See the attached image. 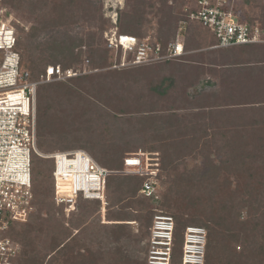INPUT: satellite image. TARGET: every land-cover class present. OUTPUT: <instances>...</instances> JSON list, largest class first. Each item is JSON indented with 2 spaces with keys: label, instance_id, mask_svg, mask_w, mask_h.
<instances>
[{
  "label": "rangeland",
  "instance_id": "374dc122",
  "mask_svg": "<svg viewBox=\"0 0 264 264\" xmlns=\"http://www.w3.org/2000/svg\"><path fill=\"white\" fill-rule=\"evenodd\" d=\"M244 1L234 0L241 10L239 17L245 19L247 12L251 18L263 13V10L260 12L259 8H254L253 4L243 7ZM194 3L195 0H21L16 5L19 8L14 9L4 2L8 16H13L19 39L28 40V36L32 34L34 48L44 51V59L59 56L60 60L61 55L73 54L77 59L74 64L77 71H72L78 76L103 75L113 70L122 73L109 75L108 78L98 77L97 81L93 78L92 81L81 84L84 88L82 93L79 91V94H74L70 101L50 102L49 107L65 108L67 115L57 110L51 112L55 113L53 115L43 112L42 124H38V139L40 134L43 150L39 146L38 149L42 154L75 152L80 149L78 151L90 153L94 159L98 158V162L101 161L100 164L111 168L112 164L121 165L128 153L160 152L158 149H151L157 147L160 141L150 138L146 140L144 132H136L139 124H142V115H147L144 114L147 111L144 109L145 104L153 95L152 101L156 106L149 115L177 116L179 119H172L176 122L169 128L171 130L177 123L197 122L204 127L208 135L206 139L210 141L205 152L197 154L195 158L185 159V165L181 166L179 172L182 177L186 176L180 193H176V196L169 193L171 188L165 175L163 181L160 179L161 194L156 201L145 197L140 199L132 180L117 177L118 180L111 179L109 191L105 192L108 200L105 196V202H100V206L80 201L71 214L62 212L54 203L50 177L52 162L38 158L48 161V166L44 169L48 171V179L37 185L36 209L34 208L27 224L22 223L20 236L13 233L14 240L20 244L19 255L13 264H147L148 232L143 221L146 217L148 219V211L160 213L159 210L176 220L179 218L178 233L182 235V239L178 243L177 252L182 253V256L188 227L205 229L208 244L209 229L206 223L218 232L212 252L214 264H264V88L255 92L247 91V95L244 93L241 99H238L239 93L236 91L231 96L233 90L246 91L248 86L259 81L264 87V75L254 76L251 83H237L239 79L243 80L245 73L238 74L234 71V75L242 76L233 85L230 83V87L225 85L227 82L223 83L224 71L228 69L234 70L244 65H248L249 69H263L264 47L250 53L251 56L247 53L242 56L240 52L234 51L216 55L218 60L208 61L211 63H190L203 66L206 72H212L203 78L202 75H192L189 78L182 75L175 78V75L166 74L169 70L148 78L146 75H131L138 66H121L128 59L127 55L108 45V38L127 28L126 21L131 22L134 14L148 12V5L154 6V12L162 9L177 18L178 15L183 16ZM261 6L264 7V1ZM148 17L153 23L141 40L155 43L163 35L166 40L174 42L182 25L184 31L181 40L185 42L186 39L188 45L195 25L192 21L185 19L183 24L178 23L176 31L172 30V34H169L152 14ZM262 20L264 24V18ZM257 22L260 26V19ZM64 35H67L65 40L73 39V44L70 43L72 47L64 48ZM205 38L209 37L206 35ZM205 38L200 37L202 40ZM102 49L114 55L115 64L112 67L101 65L102 60L98 54L91 56L92 51L99 53ZM36 50L34 57L38 59L41 55ZM206 51L213 50L203 48L188 51V54L185 52L184 55L187 54V57ZM116 61H120V64L117 65ZM236 62L240 64H235ZM159 84L162 85L158 87ZM172 86L174 89H171ZM94 87H99L100 92L91 89ZM165 91L168 96L180 94L183 97L180 102L171 101L169 97L162 98L161 94L166 93ZM138 94L144 100L141 104L133 101ZM176 98L177 96L174 100ZM232 100H236V103L226 106L232 104ZM238 101L242 102L237 103ZM243 101L247 104H242ZM112 103H117L118 106ZM173 105H178L182 110L167 109ZM161 109L164 110L160 111ZM61 116H65V122L59 120ZM216 130L220 135L212 138ZM222 131L225 132L224 135L221 134ZM168 134L170 132L167 129L163 137L166 138ZM53 137L58 140L55 141L56 144L52 143ZM122 141L138 145H129V150H122L125 144ZM113 149L119 152V157L122 156L119 161L111 159ZM155 153L160 157L159 153ZM228 158L230 162H227ZM186 171L191 174L185 173ZM209 173L212 174L210 177ZM125 180L131 183L128 184ZM42 185L49 187L42 189ZM122 189L124 193L121 192ZM129 190L132 191L131 195L127 194ZM169 198H175L170 207L167 204ZM107 203L110 205L107 206ZM186 221L190 225L183 230V223ZM207 244L204 264L207 263ZM178 260L179 257L176 261Z\"/></svg>",
  "mask_w": 264,
  "mask_h": 264
},
{
  "label": "built area",
  "instance_id": "2783aa9c",
  "mask_svg": "<svg viewBox=\"0 0 264 264\" xmlns=\"http://www.w3.org/2000/svg\"><path fill=\"white\" fill-rule=\"evenodd\" d=\"M233 1L198 0L195 10L190 11V21L202 24L216 36L219 43L213 49L262 42L260 26L256 24L252 28L241 23L231 11ZM183 31L181 25L166 55L161 54L159 46L154 47L146 40L118 33L108 38V45L122 50L127 57L131 56L121 66L146 65L183 56ZM16 46L17 30L13 16L7 15L4 0H0V264H13L16 260L20 244L13 238V229L28 222L36 209L32 182V160L35 156L54 160L53 200L56 206H63L67 214L76 210L79 200L104 203L106 179L112 174L145 177L140 193L147 199L159 200L161 194L160 157L156 153L127 154L122 171L111 172L81 151L87 160L86 170L90 179H82L67 188L60 185V159L72 161L78 158V152L45 155L38 149L37 89L52 82H66L78 75L72 70L64 71L60 66H50L45 75L31 80L30 73L21 69V55ZM175 229L172 216L160 212L154 217L147 244L148 264H172ZM206 244L205 229L188 227L181 264H204Z\"/></svg>",
  "mask_w": 264,
  "mask_h": 264
},
{
  "label": "trees",
  "instance_id": "16d2710c",
  "mask_svg": "<svg viewBox=\"0 0 264 264\" xmlns=\"http://www.w3.org/2000/svg\"><path fill=\"white\" fill-rule=\"evenodd\" d=\"M21 0H4V2L7 4H10L14 9H18L19 7H16V5H18L20 3ZM198 0H195V3L192 5V7L190 9H188L187 11H185V13L183 14V16H177V18H175V16H173L171 13L165 12L162 9H158L157 12H154V6L153 5H148L149 11L145 12V11H140L139 14L135 15L134 14V19L131 20V22H127L126 21V26L127 28L121 29V31H119V34L122 35H128V36H134L138 39L140 38H144L147 35V31L149 30L150 26L152 25L153 21L152 19H149L148 15H153L155 20H158L157 23L162 26V29L165 30V32H169V34H172V30H175L179 27L178 23L180 24L181 22H184L185 19H189V15H190V11L195 10V6ZM264 0H245L244 1V5L243 7H248V5H252L254 8H259L260 12L263 10V13H258L257 16H253L251 18L250 15H248L249 12H247L245 19H243L242 17H239V13H241L240 9L238 8V4L237 2H232L230 5L231 11H233L237 16H238V20L241 23H247L250 27L254 28L255 25L258 23L257 21L260 19L261 21V25H260V31H261V39L262 42L264 41V24H263V18H264V7L261 6V2H263ZM164 3L162 2V5ZM242 11H245L244 9ZM8 15V14H7ZM256 15V14H255ZM147 16V17H146ZM250 16V17H249ZM138 17V18H137ZM190 20V19H189ZM257 20V21H256ZM195 25L193 28V33H192V37L191 40L188 41V45H187V41L185 39L184 42V50L185 52L188 54V51H196V50H200L203 48H208L210 50H212L211 48L216 46L219 41L217 40L216 36L213 35L208 29H206L202 24L197 23V22H193ZM180 28V27H179ZM191 28V29H192ZM190 29V30H191ZM174 31V34H175ZM197 31V32H196ZM201 32V33H199ZM50 34V33H48ZM161 35V34H160ZM208 36L209 38H205V36ZM163 36V35H162ZM159 36L157 38V41L155 43H151L154 47L159 46L161 48V54L162 55H166L168 54V50H169V46L172 42H170V40H166L164 37ZM174 36V35H173ZM172 36V37H173ZM200 37L205 38V39H200ZM64 42H63V46L64 48H68V47H72L70 45L73 44L72 40L73 39H67V35H64ZM176 38V37H174ZM197 38V39H196ZM33 35L31 34L30 36H28V40H22L19 39L18 36V32H17V46H16V50L17 52L20 53L21 55V69L22 71H28L30 73L31 76V80H38L40 78L41 75H45L46 74V69L50 66H60L64 71L67 70H74L77 71V68L75 67V59L73 54H66L61 55V59L58 60V57H52L55 58L52 60V58H45V56H43L42 54H44V51L41 50H36V48H34V43H33ZM141 40V39H140ZM191 41V42H190ZM261 42V43H262ZM191 43V44H190ZM264 47V43L260 44V43H256V44H247L245 46H234V47H229V48H221V49H215L213 51H206V52H197L196 54H192L190 56L185 57L186 55H183L177 59H171V60H164V61H160V62H155V63H151V64H146V65H140L138 66V68L133 72H131V75H146L148 76V78H153L152 75H162V72L165 73L166 70H169L166 74L167 75H175V78L181 77L182 75H185V77L189 78V76L192 75H202L201 78L205 77L206 75L211 74L212 72H206L205 68L203 66H199V65H191L190 63H197V64H204V63H211L208 61L211 60H218L216 57V55L218 54H229V53H233L235 52H240V54H243L242 56H244V53H247L250 55V53H254V51H257L258 49H261ZM37 51V53H39V58L35 59L34 57V51ZM73 51V50H72ZM93 54H91V56H94L96 54H98V56L101 58L102 63L101 65L103 66H107V67H112L115 63L114 61V55L112 53H110V51L107 50H99V53H97L95 50L92 51ZM110 56H109V54ZM102 54H104L102 56ZM251 56V55H250ZM233 57V56H232ZM242 58V57H241ZM131 56H128L127 60H130ZM185 61L184 63H180L179 61ZM255 62H257L258 57L255 58ZM121 61V60H120ZM120 61H116V64H120ZM245 62V61H244ZM43 63V64H41ZM235 64H240V62H236ZM230 65V64H229ZM101 67V66H100ZM248 65H244V67H238L235 68L234 70H230L228 69L227 71H224V80L223 83L227 82V84L230 87V83H232V85L234 84L233 82L238 80L242 75H234V71H236L238 74H244V78L243 80L239 79L237 81V83L240 82H244L245 81H249L251 83V81H253V78H255L254 76L257 75H252V73H256L257 71H259L260 69L258 67H252V68H248ZM99 68V67H97ZM141 68V69H140ZM96 69V68H94ZM132 71V70H131ZM121 71H117V70H113V71H107L106 73L102 74H89V75H79V76H75L73 78H70L68 81L66 82H52L49 84H45V85H41L38 87L37 89V123L39 125L42 124V119H43V112H46V115H53L55 113H51L52 111H58L59 113L64 112L65 115L66 114V109L64 108V110L57 106L58 109L51 108L48 105L50 104V102L55 101H59V100H63V101H70V99L73 97L74 94H79V91H81L82 93V88L80 85L81 84H85L86 82L92 81V79L94 78V81H97L98 77H103V78H108L109 75H121L120 74ZM248 73H250L251 75H247ZM223 76V75H222ZM200 78V77H199ZM99 83V82H97ZM74 88H72L73 86ZM93 85V84H92ZM162 84L157 85L158 87H160ZM93 87V86H92ZM264 87L262 86V82L259 81L256 84H253L252 86H248L247 90L246 87L244 88L246 91H237V89L233 90L231 92V96L233 93L238 92V99H241L244 96V93L247 95V91H259L261 89H263ZM93 90H95L97 93L100 92L99 87H94L91 88ZM171 89H174V86L171 87ZM86 93H88V91L85 90ZM166 92V91H165ZM159 93H156V95ZM178 94V93H177ZM260 94V93H259ZM99 95V94H98ZM162 98L165 97H169L171 101H181L180 98L183 97V95H175L173 96H168L167 92L164 94H161ZM177 96V98L174 100V98ZM181 96V97H179ZM141 96L138 94L133 101L136 104H141L142 102H144V100H142ZM125 98V97H123ZM154 98V95L152 96V98H150V100L148 101L147 104H145L144 109L147 110L145 111L144 114L147 115H142V120L140 121L139 124V128L137 129L136 132L140 133V132H144V138L146 137V140H148L149 138L154 140V141H160L159 145H157V147H152L151 149H158L159 151H152V153H159L160 154V159H159V179H161V181H163V175L166 176L168 183L170 184V190L169 193L171 195H175L176 193H180V187L182 186V181L183 178L181 173L179 172V169L181 168V166L185 165V159L186 158H195V156L197 154H202V152H205V150H207V146L209 145L210 141L207 138V134L205 132V129L203 126L199 125L197 122L195 123H191L190 124H185L184 122L177 123L175 126L173 127V130L169 129L171 126H173L172 124L175 123L176 121L173 122V120L176 118H178L175 115H165L164 117H162L161 115H149L153 113L154 107L156 106V103L154 101H152ZM114 99V98H113ZM100 100V99H99ZM98 100V101H99ZM102 100V99H101ZM219 99H217L218 101ZM126 100H124L125 102ZM40 102V103H39ZM123 102V103H124ZM232 104H228L226 106L229 107V105L233 106L234 103H236V100H232ZM241 103L242 101H238L237 103ZM246 101H243L242 104H247L245 103ZM112 104H116L118 106L117 103H112ZM128 104V103H125ZM135 104V105H136ZM47 106V108L45 109V107ZM137 106V105H136ZM139 107V106H138ZM135 111L139 112V110L137 109V107ZM168 110H182L180 109V107L178 105H173L167 108ZM164 109H161L160 111H163ZM40 112V114H39ZM130 112V110H129ZM41 115V117H40ZM58 119V117H56ZM173 119V120H172ZM179 119V118H178ZM59 120H63L64 122L66 121L65 116H61V118ZM182 120V119H180ZM179 120V121H180ZM196 120V119H195ZM136 121V120H135ZM171 121V122H169ZM180 126V127H179ZM170 132V134H168L165 137L164 133L167 131ZM179 129V131H178ZM134 130H136V127H134ZM221 130V129H220ZM41 132V131H40ZM147 132V133H146ZM150 132V133H149ZM223 132V131H222ZM149 133V134H148ZM225 132L221 133L222 135H224ZM148 134V135H147ZM178 134V135H177ZM183 135V137L179 138L178 136ZM213 137L215 138V136H217L218 134L220 135V132L218 133V131L216 130L215 133L213 132ZM177 135V136H176ZM148 136V137H147ZM150 136V137H149ZM145 140V139H144ZM52 141V140H51ZM54 141V142H53ZM53 141L52 143H55V141L58 142V140L55 139V137H53ZM122 143H125L122 141ZM137 144V143H136ZM131 144H124V149L122 150H129L131 147L137 146L132 144L131 147L129 146ZM37 146H39L41 148L40 145V134H39V139L37 137ZM121 148V147H120ZM43 150V148H41ZM40 150V149H39ZM80 149H77V151ZM84 150V149H81ZM41 151V150H40ZM75 151V150H72ZM66 151H57V152H51L47 155L50 154H55V153H64ZM118 151H115V149L112 150V152L110 153L111 155V159L116 161L120 158H122V156L119 157L118 155ZM133 153H138V152H133ZM90 154V153H89ZM128 154H132V153H128ZM91 155V154H90ZM110 155H108V157H110ZM91 157L94 159V157L91 155ZM126 157V156H125ZM40 157L35 156L33 157L32 160V182H33V194L35 195V198L37 199V185L41 184L43 180H47L48 179V174L45 169L46 166H48V161H43L41 159H38ZM43 159V158H42ZM98 159V158H96ZM96 159H94L98 164H100L101 161H97ZM230 158H228L227 162H230L229 160ZM46 160H50L52 163V170L50 172V177L52 179V183H51V188H52V193L54 196V178H53V173L55 171V162L53 159H46ZM123 160L122 159V163L121 165L118 164H112V167H106L102 164H100L102 167L108 169L111 172H119L122 171L123 169ZM226 162V161H225ZM118 163V162H117ZM118 165V166H117ZM185 173H190V171H186ZM212 174L209 173L208 177H210ZM119 177L121 180H129V181H133L136 185H134L135 190H136V194L138 196H140V199H145L143 195L140 194V191L143 187V184L146 180L145 177H138V176H131V175H109L106 179V192L109 191V187L111 185V179H117ZM125 180V181H126ZM126 181V183L130 184L131 182ZM48 185L46 187H43L42 185V189H48ZM176 190V191H175ZM123 192V189L121 191ZM131 190H129L127 192L128 195H131ZM129 197V196H128ZM174 197V196H173ZM106 198L108 200V195L106 193ZM130 198V197H129ZM123 199H121L122 201ZM150 200V199H149ZM173 200H175V198H169L167 204L169 205V207L171 206L170 203L173 202ZM80 201L82 202L83 200H79L77 203V207L80 203ZM151 201V200H150ZM89 203H96L98 204V206H100V202L98 201H88ZM87 202V203H88ZM109 206L110 203H107ZM166 206V205H165ZM145 208H147V206H144ZM62 212H65V208L63 206H60ZM149 213V217L147 219H144L143 224L146 227V230L148 232V239H147V244H149V239H150V231H151V227L153 224V220L154 217L158 214L157 213H153L152 211H148ZM162 214L166 215L167 213H164V211H160ZM173 217V216H172ZM174 218V217H173ZM175 220V233H174V246H173V255H172V264H181V256L182 253L179 254V252H177V246L178 243L181 241L182 239V235H180L178 233V227H179V218ZM27 224V223H26ZM190 225L189 221H186L183 223V230L185 228H187ZM207 228L209 229V239H208V244H207V259H206V264H214L212 261V252H213V248L216 246V239L215 237L218 235V232L216 231V229L211 226L210 224H206ZM22 224H18L13 230L14 233H17L18 236H20V228H21ZM22 230V229H21ZM179 257V260L176 261V259ZM148 264V263H147Z\"/></svg>",
  "mask_w": 264,
  "mask_h": 264
},
{
  "label": "bare ground",
  "instance_id": "6f19581e",
  "mask_svg": "<svg viewBox=\"0 0 264 264\" xmlns=\"http://www.w3.org/2000/svg\"><path fill=\"white\" fill-rule=\"evenodd\" d=\"M78 152V158L73 159L72 161H68V159L61 158L59 165V175L60 176V185L67 188V183L74 184L77 181H81L82 179H90L89 174L87 173V160L83 156L81 151ZM58 154V153H56ZM67 177H71L68 180Z\"/></svg>",
  "mask_w": 264,
  "mask_h": 264
},
{
  "label": "crops",
  "instance_id": "0c3cea01",
  "mask_svg": "<svg viewBox=\"0 0 264 264\" xmlns=\"http://www.w3.org/2000/svg\"><path fill=\"white\" fill-rule=\"evenodd\" d=\"M262 43H264V41L262 42ZM262 43H260V44H262ZM241 46H245V45H241ZM238 47V46H237ZM212 50H215V49H213V48H211ZM252 75H264V68L263 69H260L259 71H257L256 73H252ZM149 153H152V152H149ZM153 154V153H152ZM100 165V164H99ZM101 166V165H100ZM102 167V166H101ZM102 168H104V167H102ZM106 169V168H105ZM108 170V169H107ZM105 192H106V185H105ZM105 196H106V193H105ZM98 202H102V201H100V200H97ZM77 208V207H76ZM72 213V212H71ZM70 213V214H71Z\"/></svg>",
  "mask_w": 264,
  "mask_h": 264
},
{
  "label": "clouds",
  "instance_id": "9594fccd",
  "mask_svg": "<svg viewBox=\"0 0 264 264\" xmlns=\"http://www.w3.org/2000/svg\"><path fill=\"white\" fill-rule=\"evenodd\" d=\"M85 152V151H84Z\"/></svg>",
  "mask_w": 264,
  "mask_h": 264
}]
</instances>
